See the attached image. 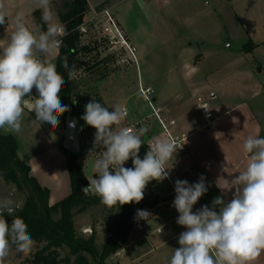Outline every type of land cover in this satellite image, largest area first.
Returning <instances> with one entry per match:
<instances>
[{"label":"clouds","instance_id":"1","mask_svg":"<svg viewBox=\"0 0 264 264\" xmlns=\"http://www.w3.org/2000/svg\"><path fill=\"white\" fill-rule=\"evenodd\" d=\"M38 5L47 15L51 0H38ZM4 24L5 14L0 11V25ZM61 43L54 27L35 33L27 27L23 13L17 14L14 30L0 45V129L20 131L27 97H32L29 109L36 120L58 126L59 117L69 110L60 98L65 80L46 56ZM63 67L68 80L77 79L78 73L74 66L69 68L66 57ZM33 88L38 96L31 95ZM112 109L110 112L92 99L81 117L96 129L90 154L97 148L103 150L94 161V176L87 177L89 185L82 191L97 196L109 208L141 202L151 181L169 177L165 165L177 150L168 138L154 136L141 159L142 137L148 128L120 127L128 113L119 105ZM242 151L247 159L244 170L226 180V187L217 185L224 193L234 189L230 201L217 196L211 208L204 205L193 211L208 190L205 178L194 184L175 181L176 223L185 231L179 234V247L173 249L169 264H253L264 252V137L248 135ZM129 159L133 167L124 166ZM13 203L10 199L0 201V211H11ZM149 215L145 210L137 211L138 218L146 220ZM33 243L22 218L14 217L9 225L0 215V264L13 246L27 254Z\"/></svg>","mask_w":264,"mask_h":264},{"label":"rangeland","instance_id":"2","mask_svg":"<svg viewBox=\"0 0 264 264\" xmlns=\"http://www.w3.org/2000/svg\"><path fill=\"white\" fill-rule=\"evenodd\" d=\"M63 2L64 0H51V8L47 15L45 10L39 7L38 0H0V5L13 20L18 13H23L28 24L30 21L36 24L34 12L40 9L42 19L48 24V27L58 30L57 27L60 25L58 12L65 10ZM88 3V10L91 7H114L113 11L121 23L120 25L128 32L131 41L136 44L138 53L142 56L141 64L137 67L123 61V52L119 48L102 45L98 42L96 35L83 39L86 43L98 45L94 51L82 53V58L90 67L101 59H107L94 69L91 67L88 70L79 71L78 79H76L77 90L101 97L104 106L108 107L110 112L114 111L113 106H125L128 115L120 127L136 126L138 128L137 124L140 120L141 126L147 127L148 132L149 129L154 133L164 131L150 103L140 91V86L146 88V85L149 84L153 92L148 95V98L154 106L156 105L154 98L159 95L172 104L178 100H184L187 109L196 113L198 97L207 99L211 94L206 90L190 88L191 82L181 75L183 74L182 69L191 67L193 63L196 64L195 72L198 83L203 82L206 75L212 77L211 72L219 69L215 75L226 77L223 86L226 92L234 91L239 85L248 87L252 83L253 77L264 81V47L255 51L243 50V44L246 42L245 34L237 23L234 13L228 10V6L225 8L224 17L221 18L224 21V26L220 28L217 18L212 14L214 9L210 7L211 4L210 6L206 5L204 0H88ZM214 4L217 6L216 2H213ZM218 4L222 5L223 2H218ZM6 25L5 21L3 26ZM190 43L193 45L192 48ZM207 43L209 46H206ZM216 43L222 44L219 56L215 55V48H211ZM250 44L251 42L245 43L249 48ZM182 46L193 49L192 54L185 55L186 50L182 49ZM184 61H188V65L183 66ZM52 63L55 64V62ZM261 66H263V72L258 74V68ZM179 74L180 77L177 76ZM261 100L264 102V94L256 101ZM65 117L64 114L59 117V124L55 128L50 124L51 138L57 144L62 155L53 153L49 149L50 146L46 145L43 147L45 151L33 162L27 160L29 163L31 161L33 166L34 173L32 174L41 185L50 190L51 204L66 196V190L70 192L67 163L66 159L62 160L65 158V154L61 149V141L65 137ZM30 120L28 118L27 122ZM95 132L96 130L86 132L79 128L80 146L83 154L81 162L88 177L94 176V161L103 151L97 148L90 154V151L93 150ZM21 133H25L23 127L19 134L23 153L29 159L36 157L37 153L34 151L39 147L38 143L33 144V142L30 143V146L26 145L28 142ZM142 138L147 141L149 136L146 133ZM34 141L36 142L35 139ZM128 162L129 160L125 163V167ZM27 193V190L18 189L14 183L6 182L0 176V201L10 199L14 202L11 211L3 209L0 211V215L14 214L17 209L23 206ZM145 196H150L147 187ZM151 197L153 198V195ZM108 216L109 210L101 205H94L82 213H76L74 220L77 233L87 237L96 232V244L100 248L110 234ZM154 227V223L149 221L145 229L151 231ZM38 246L40 244L34 242L31 251L27 254L17 252L13 246L5 258L4 264H30L28 260ZM121 251L111 255L107 259V263L142 264L141 262H143L144 264H155V259L158 258L152 253L145 259L134 261L136 256L129 253L120 258ZM67 252V249L62 250V255Z\"/></svg>","mask_w":264,"mask_h":264},{"label":"crops","instance_id":"3","mask_svg":"<svg viewBox=\"0 0 264 264\" xmlns=\"http://www.w3.org/2000/svg\"><path fill=\"white\" fill-rule=\"evenodd\" d=\"M204 1L208 6L211 4L210 7L214 9L212 14L217 18V24L220 28L224 26V21L221 18L224 17L225 8L228 6V10L234 13L237 23L244 32L246 42L251 41L250 50L255 51L264 47V0ZM213 2H216L217 6L215 4L213 5ZM218 2H223V4L220 5ZM0 11L5 14V21L7 23L0 34V45H2L14 30L15 20L8 15L1 5ZM25 23L30 30L35 33L40 32L37 23L35 24L33 21H30L28 24L26 20ZM59 24L57 29L62 26L61 22ZM121 27L123 28L122 25ZM123 30L130 39L128 32L124 28ZM134 45L136 46V44ZM190 46L192 48V43H190ZM206 46H209V44L207 43ZM211 48H215L214 53L219 56L222 44L216 43ZM182 49L186 50L185 55L192 54L193 52V49L189 47L184 46ZM58 52L59 47H55L47 54L46 59L55 62L56 65ZM139 55L138 53L139 64H141L142 56ZM188 63V61H184L183 66L188 65ZM195 66L196 64L193 63L191 67L183 68V74L181 75L184 79H188L191 82L189 84L190 88L206 90L211 94L210 97H213L211 110L215 118L207 120L201 113L199 104H197L196 113H193L187 109L185 106L186 101L184 100H178L175 104H172L169 100L166 101L159 95L154 98L156 102L155 107L160 110V117L166 128H164L158 119L164 131L154 133V131L152 132L149 129V132H147L149 139L145 143L148 146L152 137L162 136L168 138L177 150L173 158L165 165L168 168L169 177L163 181H155L152 185H147L148 193H150V201L152 199L154 201V204L151 206L153 210L147 216L146 220L143 219L133 226L120 253V258L129 253L136 256L133 259L135 261L142 258L145 259L146 256L153 253L158 257L155 259V264H169L173 249L179 247V234L185 231L182 226L176 223L179 214L173 207V201L176 195L175 181L187 180L189 184H194L199 182L202 176L205 178L204 182L208 190L200 198L198 203L194 205L193 211L200 209L204 205L211 208L212 201L217 196H223L225 200L230 201L234 189L224 193L217 185L219 184L221 188L226 187V180L230 181L238 175V172L243 171L246 167L247 159L242 151L244 139L248 135L264 137V102L262 100L256 101L264 94V81H260L258 78L252 76V83L248 87L246 85H239L234 91L226 92L223 87L226 82V77L215 75L219 72V69L211 72L212 77L206 75L203 82L198 83ZM260 69V72H263V66ZM177 76L180 77V74ZM142 82L144 83L143 80ZM146 87H150V84L146 85ZM31 95L38 96L35 88H33ZM31 100L32 97L26 98L27 103L25 105V113L21 126V128H24L25 133L21 134H23V137L28 142L26 145L30 146V143L33 142V144L38 143L39 147L34 151L37 153L35 155L36 157L29 159L23 153L19 140L21 129L18 132L0 129V133L12 134L16 138L20 158L31 166L32 173H34L31 161L33 162L45 151L44 146H50L49 149L53 153L62 154H60L57 144L51 138V125L36 120L34 112L30 111L29 105ZM28 118L31 119L29 122H27ZM137 126L141 127L140 120ZM64 159H66L67 163L66 155L65 158H62V160ZM27 160H31L30 163ZM69 193V190H66V196ZM151 195H153V198ZM216 210L218 211V208ZM149 221H152L155 227L151 231H146L145 227ZM147 243L149 244L148 247H146L148 245ZM141 263L144 264L143 262ZM253 264H264V252L261 253L260 257Z\"/></svg>","mask_w":264,"mask_h":264},{"label":"trees","instance_id":"4","mask_svg":"<svg viewBox=\"0 0 264 264\" xmlns=\"http://www.w3.org/2000/svg\"><path fill=\"white\" fill-rule=\"evenodd\" d=\"M63 6L65 10L59 11L58 16L66 34L62 38L56 58L57 71L65 80L60 98L68 109H72L78 128L92 132L96 129L86 125L81 119L85 112V105L92 99L104 105L103 100L99 96H92L90 92L78 91L76 80H68L63 62L66 57L69 68L74 66L77 73H80L81 70L98 67L107 58L93 63L91 67L82 58V53L92 52L98 47V45L89 43L83 44L78 30V26L83 22L88 11V0H64ZM34 16L40 32L47 31V24L42 19L40 9L34 12ZM3 29L4 26L0 25V34ZM250 49L251 44L250 48L243 45L244 51ZM73 99H75V103ZM67 113L68 111L64 115L66 116ZM61 149L67 158L71 191L61 200L51 204L50 190L41 185L32 174L31 166L20 158L16 138L12 134L0 133V176L6 182L14 183L18 189H25L28 192L23 206L17 209L14 214L6 213L3 217L18 216L22 218L28 225V232L33 241L40 244L28 260L30 264H108L107 259L123 249L130 231L139 221L137 211L147 205L152 206L154 201L153 199L150 201V197L145 196L139 203L112 208L103 205L97 196L86 195L82 191L89 185L88 175L81 162L82 152L73 153L66 150L63 147V140ZM147 149V144H143L139 152L141 159ZM127 167H133L131 159H129ZM155 181H151L149 185ZM94 205H101L109 210L107 222L110 226V234L100 248L96 244V232L87 237L79 235L74 220L76 213H82ZM64 249H67L68 252L62 255Z\"/></svg>","mask_w":264,"mask_h":264},{"label":"built area","instance_id":"5","mask_svg":"<svg viewBox=\"0 0 264 264\" xmlns=\"http://www.w3.org/2000/svg\"><path fill=\"white\" fill-rule=\"evenodd\" d=\"M113 8L114 7L112 6L103 8L91 7L90 10L87 11L83 22L78 26L81 38L84 39L87 36L96 35L100 43H104L105 45H112L119 48V50L123 52L124 62L131 65H136L138 67L139 58L137 47L130 41V39L124 32L117 17L115 16ZM65 34V29L63 27H59L57 30V36L61 41ZM82 43L85 44L86 42L82 40ZM140 91L145 96V99L150 103L156 117L163 124L164 128H166L160 117V110L156 108L148 98V95L153 92V89L151 87L144 88L140 86ZM212 99L213 97H209L207 99L198 97L197 99L200 111L207 120H212L215 118L214 113L211 110ZM122 108L127 111L125 106H123ZM205 108H207V110ZM131 127L133 126H130V128ZM142 210H145L151 214L153 208L151 206H145ZM142 220L143 219L139 218L138 222H141Z\"/></svg>","mask_w":264,"mask_h":264},{"label":"water","instance_id":"6","mask_svg":"<svg viewBox=\"0 0 264 264\" xmlns=\"http://www.w3.org/2000/svg\"><path fill=\"white\" fill-rule=\"evenodd\" d=\"M260 71L261 69L258 68V72ZM63 147L73 153H79L81 151L79 128L71 108L68 110L65 118V137L63 140ZM13 218L14 217L11 216L5 218V220L11 225Z\"/></svg>","mask_w":264,"mask_h":264}]
</instances>
